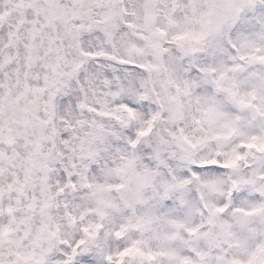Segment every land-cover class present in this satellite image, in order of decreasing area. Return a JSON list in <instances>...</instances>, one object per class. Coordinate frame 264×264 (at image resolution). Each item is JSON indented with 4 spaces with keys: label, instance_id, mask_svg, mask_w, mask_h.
Here are the masks:
<instances>
[{
    "label": "snow or ice",
    "instance_id": "obj_1",
    "mask_svg": "<svg viewBox=\"0 0 264 264\" xmlns=\"http://www.w3.org/2000/svg\"><path fill=\"white\" fill-rule=\"evenodd\" d=\"M0 264H264V0H0Z\"/></svg>",
    "mask_w": 264,
    "mask_h": 264
}]
</instances>
